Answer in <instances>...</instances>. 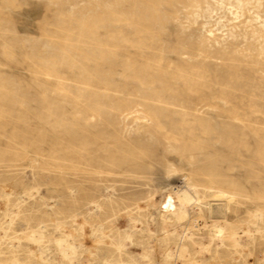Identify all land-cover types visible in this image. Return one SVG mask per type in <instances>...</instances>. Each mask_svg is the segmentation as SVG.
Masks as SVG:
<instances>
[{
  "label": "rangeland",
  "instance_id": "1",
  "mask_svg": "<svg viewBox=\"0 0 264 264\" xmlns=\"http://www.w3.org/2000/svg\"><path fill=\"white\" fill-rule=\"evenodd\" d=\"M0 264H264V0H0Z\"/></svg>",
  "mask_w": 264,
  "mask_h": 264
},
{
  "label": "bare ground",
  "instance_id": "2",
  "mask_svg": "<svg viewBox=\"0 0 264 264\" xmlns=\"http://www.w3.org/2000/svg\"><path fill=\"white\" fill-rule=\"evenodd\" d=\"M179 199H180V201L185 202V201L188 199V197H187L186 195H181V196L179 197ZM220 234H221V232L218 231V232H217V235H220Z\"/></svg>",
  "mask_w": 264,
  "mask_h": 264
}]
</instances>
